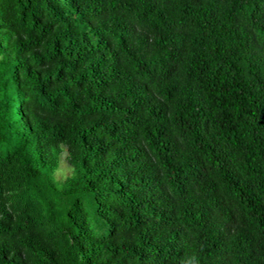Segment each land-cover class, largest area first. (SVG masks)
<instances>
[{"label":"trees","instance_id":"1","mask_svg":"<svg viewBox=\"0 0 264 264\" xmlns=\"http://www.w3.org/2000/svg\"><path fill=\"white\" fill-rule=\"evenodd\" d=\"M0 264H264V0H0Z\"/></svg>","mask_w":264,"mask_h":264},{"label":"rangeland","instance_id":"2","mask_svg":"<svg viewBox=\"0 0 264 264\" xmlns=\"http://www.w3.org/2000/svg\"><path fill=\"white\" fill-rule=\"evenodd\" d=\"M70 173H71V167H70L69 163L66 160V156L63 155V157L61 158V161H60V166H59L58 170L55 173V179L58 182H61L68 175H70Z\"/></svg>","mask_w":264,"mask_h":264}]
</instances>
